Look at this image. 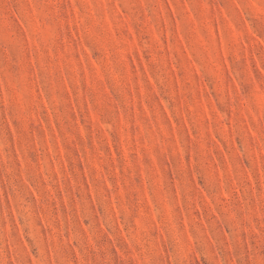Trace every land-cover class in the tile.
<instances>
[{"label":"rangeland","instance_id":"rangeland-1","mask_svg":"<svg viewBox=\"0 0 264 264\" xmlns=\"http://www.w3.org/2000/svg\"><path fill=\"white\" fill-rule=\"evenodd\" d=\"M0 264H264V0H0Z\"/></svg>","mask_w":264,"mask_h":264}]
</instances>
